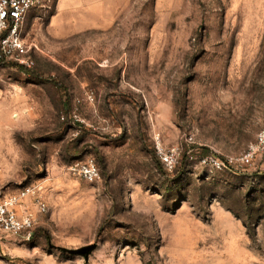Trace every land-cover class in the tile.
<instances>
[{
    "label": "rangeland",
    "instance_id": "1",
    "mask_svg": "<svg viewBox=\"0 0 264 264\" xmlns=\"http://www.w3.org/2000/svg\"><path fill=\"white\" fill-rule=\"evenodd\" d=\"M44 5L33 66L0 64V191L36 193L33 240L0 232V264H264V155L199 164L264 129V0Z\"/></svg>",
    "mask_w": 264,
    "mask_h": 264
},
{
    "label": "built area",
    "instance_id": "2",
    "mask_svg": "<svg viewBox=\"0 0 264 264\" xmlns=\"http://www.w3.org/2000/svg\"><path fill=\"white\" fill-rule=\"evenodd\" d=\"M46 0H0V64L12 63L25 68H31L33 61L30 52L37 48L28 45L22 36V30L30 13L44 7ZM93 95H89L92 99ZM258 155H264V129L257 135L254 144H251L239 158L220 159L216 156H207L199 164L213 171H222L226 165H251ZM177 159V153L172 151L165 154L163 161L172 167ZM72 170L80 178L89 183L100 180V170L92 158L76 162ZM32 188H27L18 194H8L0 191V232L15 241L27 244L34 238L35 219L24 210V202L29 196L35 195ZM40 212H46L47 207L39 198L36 200Z\"/></svg>",
    "mask_w": 264,
    "mask_h": 264
},
{
    "label": "water",
    "instance_id": "3",
    "mask_svg": "<svg viewBox=\"0 0 264 264\" xmlns=\"http://www.w3.org/2000/svg\"><path fill=\"white\" fill-rule=\"evenodd\" d=\"M71 254H78V251H70Z\"/></svg>",
    "mask_w": 264,
    "mask_h": 264
}]
</instances>
